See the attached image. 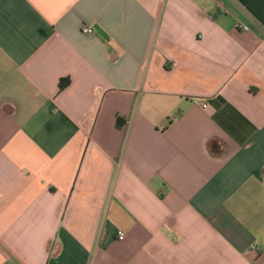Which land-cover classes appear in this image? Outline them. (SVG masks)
I'll use <instances>...</instances> for the list:
<instances>
[{
    "label": "crops",
    "instance_id": "obj_1",
    "mask_svg": "<svg viewBox=\"0 0 264 264\" xmlns=\"http://www.w3.org/2000/svg\"><path fill=\"white\" fill-rule=\"evenodd\" d=\"M0 264H264V0H0Z\"/></svg>",
    "mask_w": 264,
    "mask_h": 264
},
{
    "label": "built area",
    "instance_id": "obj_2",
    "mask_svg": "<svg viewBox=\"0 0 264 264\" xmlns=\"http://www.w3.org/2000/svg\"><path fill=\"white\" fill-rule=\"evenodd\" d=\"M244 31H246L247 29L245 27L242 28ZM85 34H90L91 33V30L87 29V30H84L83 31ZM203 107H205V105H203ZM118 240H123L124 238V233L123 232H120L118 233V236H117Z\"/></svg>",
    "mask_w": 264,
    "mask_h": 264
}]
</instances>
